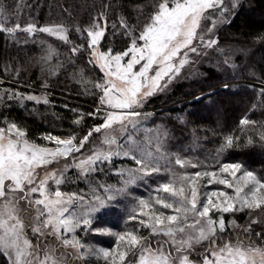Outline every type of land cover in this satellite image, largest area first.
Segmentation results:
<instances>
[{
    "label": "snow or ice",
    "instance_id": "snow-or-ice-1",
    "mask_svg": "<svg viewBox=\"0 0 264 264\" xmlns=\"http://www.w3.org/2000/svg\"><path fill=\"white\" fill-rule=\"evenodd\" d=\"M111 6L109 0L86 26H71L81 37L79 44L70 40L69 26L64 24L37 27L28 23L22 28L16 22L7 26L0 8V31L10 36L18 30L29 35L47 33L68 44L72 54L86 53L88 70L101 74L87 81L95 89L94 109L88 113L72 110L76 113L74 125H81L85 115L97 120L83 135L45 133L41 139L46 143H37L16 122L4 118L0 126V255L7 264H91L93 258H102L104 264H264V221L250 215L242 233L233 239L224 215L245 210L251 214L264 207V176L240 162L217 159L215 169L210 170L199 161L169 154L167 129L146 127L144 122L153 114L142 111L151 97L164 91L186 65L207 55L208 50L215 49L225 65L235 67L219 47L216 30L234 14L239 0L137 2L132 6L135 16L121 12L109 24ZM106 33L119 39L122 47L114 48ZM45 52L41 61L48 65L50 75L66 70L62 62L51 64L55 49L48 46ZM83 72L79 70L81 81ZM42 87H47L46 81ZM259 96L264 97V88ZM5 99L49 104L47 93L37 96L14 89L0 95V103ZM257 124L247 117L240 121L242 133L249 125L254 129L244 146L258 143L264 148V122L258 128ZM94 133L98 135L93 137ZM90 137L98 143L92 144ZM86 144L89 147L82 152ZM241 146L240 136L226 135L217 156ZM119 157L135 164L109 168L119 177V187L91 179ZM61 162L62 167H55ZM172 165L181 171H173ZM189 167L201 170L188 172ZM69 168L86 182L87 193L61 190L70 180ZM162 171L167 172L164 182L147 198L131 197L123 229L114 231L115 225L107 226L103 216L116 210L119 197L129 195L128 186ZM205 182L224 188L202 191ZM129 221L137 223L129 227ZM227 223L238 227L235 220ZM253 224L261 225V231L255 232ZM141 229L156 239L155 246ZM77 230L111 236L114 246L96 248L82 243ZM241 235L248 239L247 244ZM161 236L167 239L161 240ZM48 237L57 244L44 243Z\"/></svg>",
    "mask_w": 264,
    "mask_h": 264
},
{
    "label": "trees",
    "instance_id": "trees-1",
    "mask_svg": "<svg viewBox=\"0 0 264 264\" xmlns=\"http://www.w3.org/2000/svg\"><path fill=\"white\" fill-rule=\"evenodd\" d=\"M107 2L109 0H0V6L12 11L22 7V20L35 23L37 27L46 24L69 26L70 40L79 44L81 37L71 26H86L91 16ZM137 2L150 3V0H111L112 6L107 10L109 24L121 12L135 16L132 6ZM217 35L219 47L230 56L235 67L225 65L215 49L207 52L196 75L179 83L167 96L149 100L146 108L152 109L153 115L144 123L148 128L162 126L167 129L166 150L172 154L213 165L217 159L219 162H240L257 176H264V161L260 160L264 158V148L258 143L244 146L246 137L253 135L254 129L249 125L242 133L240 125L245 117L257 121V128L264 122V97L259 96V90L264 88V39H260L264 37V0H242ZM106 37L112 39L114 48L122 47L119 39L108 33ZM48 46L56 51L51 64L62 62L66 70L55 75L48 73V65L41 61ZM69 49L70 46L53 38L29 37L23 33L10 36L0 31V95L14 89L24 94L47 93L49 99V104L5 99L0 103V126L7 118L25 129L29 139L43 143L41 137L45 133L62 137L69 132L83 135L97 123L95 118L85 115L81 125L73 124L76 119L73 109L80 113L94 109L95 89L87 81L101 74L88 70L86 53L80 56ZM80 69L84 70L83 81L79 78ZM45 81L46 88L42 87ZM231 134L240 136L242 146L226 149L217 156L224 137ZM93 137L91 143L95 140ZM121 166L135 167V164L130 159L118 158L112 165H104V171H97L91 179L116 185L118 176L114 171L109 172V168ZM154 177L143 184L149 187L150 183H157ZM70 190L86 193L88 186L82 179ZM0 264H7L3 255H0Z\"/></svg>",
    "mask_w": 264,
    "mask_h": 264
},
{
    "label": "rangeland",
    "instance_id": "rangeland-1",
    "mask_svg": "<svg viewBox=\"0 0 264 264\" xmlns=\"http://www.w3.org/2000/svg\"><path fill=\"white\" fill-rule=\"evenodd\" d=\"M241 1L242 0H239V4L241 3ZM226 2H227V0H226ZM0 8H3V7L0 6ZM22 10H23L22 7H18V8H16L13 11L4 9L3 16L7 17V19L5 21L7 26H12L16 22H19L21 24V27L23 28L28 23H31L29 21H25L26 19L22 20V18H23V11ZM224 23H221V24L218 25L217 30H216V36L217 37H218L217 34H218L220 28L224 25ZM17 33H23V34H25V35H27L29 37H34V36H42L43 37V36H45V37L53 38V39L61 42L65 46L69 47L68 44H65L63 41L59 40L56 37L50 36L47 33H39V32H37V33H35L33 35H29V34L23 32V31H20V30H18ZM102 43H103V41H102ZM213 50L214 49L208 50V53L212 52ZM205 57H206V55L198 57V58H194L195 62L192 63L191 65H186L182 69L180 75L176 79H174L172 81V83H170L168 85V87L164 91L157 93L156 95L151 97L149 100H151L152 98L157 97V96H167L172 90H174V88L179 83L183 82L184 80H186L188 78H192V76L196 75V71L203 65V61H204ZM203 94H205V93H203ZM203 94H201V95H203ZM37 96H39V95H37ZM149 100L145 103L144 108L142 109V111H146V112L152 113L151 112L152 109L148 110L146 108L147 103L149 102ZM93 135L97 136L98 134L94 133ZM91 138L92 137H90V140H91ZM43 143H46V142L44 141ZM97 143H98V139H95L92 142V144H97ZM87 148L88 147H86L85 149H82L81 151L84 152V151H86ZM168 153L172 154L170 152H168ZM182 157H185V156H182ZM119 158H123V157H119ZM116 159H118V158H114L113 161L116 160ZM188 159L192 160L193 162L199 161L201 165H208V166H210V170H214L215 166H216V165L210 164L209 162L206 163V162H204V160L202 161V160H199V159H191V158H188ZM260 160L264 161V158L260 157ZM161 163H164V161H162ZM105 165L108 166V164H105ZM55 167H62V162H61L60 165H56ZM172 168H173V171H181V169L177 165H172ZM197 170H201V168L197 167V168L193 169V168L189 167V168L186 169V171H188V172H193V171H197ZM67 176L70 177V180L67 183L61 185V190L64 191V192H71V190H70L71 186L78 185V182L82 181V179H78L77 178L76 170L73 169V168H69L68 169ZM153 176H155L154 180H156L157 183H150L149 187H147L146 185L143 184L144 181H139V180L136 181L133 184H130L128 186L127 192L129 193V195L119 197L118 198V203L116 205V210L113 211V212L107 213V214H105L103 216L102 219H103V221H105L107 223V226L111 227V226L115 225V227H113L114 231L122 230L123 229V225H124V221L126 219V208L128 206H130L131 197L147 198L149 196V193L152 192V190L156 187V185L158 183L164 182V178L167 176V172L163 171V173L161 172L159 174H153ZM76 178H77V180H74ZM118 179H119V177H118ZM112 185H114V184H112ZM116 185L119 187V183H117ZM223 188H224L223 185H207L206 182H205V184H204V186L202 188V191H204V190H216V189H223ZM229 191H231V190L229 189ZM74 192H79V191L77 190V191H74ZM165 211L168 212V213L171 212V210H165ZM97 215H99V214H97ZM224 215H225V221H226V224H227V233L230 234L233 239H235V237L240 235L242 233V231L244 230V228L246 227V225L249 223L250 215L253 218H258L259 220L264 221V207H262L261 209L252 210L251 214H249L248 210H245L244 212H237V213H235V215H231V214H224ZM232 220H235L236 225H238V227L234 228L231 224L227 223L228 221H232ZM136 223H137L136 221H129L128 222V226L132 227ZM252 229L255 232H260L261 231V225L253 224L252 225ZM140 231H141V233L143 235L149 236V233H148L147 230L141 229ZM77 234H78V237L80 238V240L82 241V243L92 244L96 248L113 247L114 246V238L111 237V236L99 235V234L91 233V232L88 233V234H85L84 232H82L80 230H77ZM240 238H241V240L244 241L245 244L248 243V239H246L244 236L241 235ZM250 238L255 244H257V245L260 244V242L256 239L255 236H252ZM33 239H35V238H33ZM149 239L152 241L153 246H155L156 245V239H154L151 236H149ZM160 239L161 240H166L167 238L161 236ZM44 243L50 244V245H55V244H57V241L53 237H48L46 240H44ZM165 248L167 249L168 246L166 245ZM68 252L71 253L72 250L69 249ZM68 260H69V262L72 261V256L71 255L68 256ZM257 260H259V257H257ZM91 264H104V261H103L102 258H93L91 260Z\"/></svg>",
    "mask_w": 264,
    "mask_h": 264
}]
</instances>
